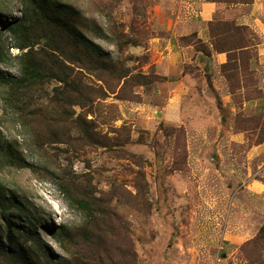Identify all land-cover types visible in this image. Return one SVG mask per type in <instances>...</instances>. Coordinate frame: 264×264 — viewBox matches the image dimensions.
I'll return each mask as SVG.
<instances>
[{
    "label": "rangeland",
    "instance_id": "1",
    "mask_svg": "<svg viewBox=\"0 0 264 264\" xmlns=\"http://www.w3.org/2000/svg\"><path fill=\"white\" fill-rule=\"evenodd\" d=\"M52 1L76 16L75 35L56 50L46 36L7 27L33 20L32 1L0 0V76L21 78L19 56L29 47L19 46L28 40L67 65L36 87L0 83V147L29 164L16 167L0 152V264H264V190L251 185L264 182V156L248 154L264 140V117L243 131L253 116L246 102L264 94L257 33L237 31L222 9L211 44L227 42L233 62L224 68L200 55L186 64L185 98L171 107L173 81L156 58L169 20L191 15L185 4ZM179 39L209 51L194 33ZM87 51L129 77L109 83L87 73L77 62ZM63 71L82 79L81 92L64 86ZM84 197L93 215L78 208ZM60 226L67 230L53 231Z\"/></svg>",
    "mask_w": 264,
    "mask_h": 264
},
{
    "label": "trees",
    "instance_id": "2",
    "mask_svg": "<svg viewBox=\"0 0 264 264\" xmlns=\"http://www.w3.org/2000/svg\"><path fill=\"white\" fill-rule=\"evenodd\" d=\"M32 1L33 5L38 7L37 11L38 14L32 16V21H29L26 19L27 16H24L22 20H20L18 23L15 24H9L7 27L15 34V35H28L33 39H40L43 37H47L50 39L52 44H50V48L53 50L61 49V47H66L67 43L69 44V40L73 38V30L71 32V29L76 26V16L72 14L66 7L60 6V3H56V1L52 0H28ZM30 3V2H29ZM66 12H65V11ZM213 23L210 22L209 27ZM237 24V23H236ZM237 28H235L237 31L242 32L244 29L249 30L248 26L245 25H236ZM76 29V27L74 28ZM52 31L54 35H50L49 31ZM96 31V33H101L99 30V25L96 23V28L93 29ZM211 30V27H210ZM213 30V29H212ZM46 32L43 35V32ZM212 34V33H211ZM195 37H197L196 34H194ZM214 35V34H213ZM215 36V35H214ZM110 41H113L111 38H108ZM198 39V37H197ZM245 36H243V40L245 41ZM56 41V45L54 46L53 41ZM200 43H204L201 39H198ZM34 43H36L35 40L32 42L28 40L27 42L23 43V46H19L21 48L29 47V51L24 52L22 55L19 56L21 59V78L19 79H11V78H5L3 76H0V83L2 84H17V88H28V87H36L38 85H43L48 81L50 77H55L58 72V68L62 67L64 69L67 68V65L64 64L60 59H54L52 55L48 51L45 50V53L36 52L34 49ZM79 48L81 46L86 45V43L82 42V40L79 42ZM77 43V46H78ZM129 43H132L129 42ZM63 44V45H62ZM227 42H223V40H217L216 39V50L221 52H228L231 49H226L225 45ZM54 46V47H53ZM56 48V49H55ZM197 48V47H196ZM240 48V47H239ZM201 53L204 55H210V50L208 52L198 49ZM79 51V50H78ZM39 54V56L35 55ZM82 52V51H79ZM83 53V52H82ZM86 54V61L85 62H79L87 73L94 72L98 73V76L102 78V80H108L109 83H111L112 80L116 78H125L129 77V71H123L118 72L116 67L117 65L113 63V61H106L103 59H98L93 55L92 52L85 53ZM51 57V58H49ZM231 58L227 63L223 65L224 68L228 67L231 62H233L232 55ZM53 58V59H52ZM2 53L0 52V61H2ZM81 61V60H80ZM230 67V66H229ZM228 67V68H229ZM64 77H59L60 81L64 83V86H68L70 89H75L78 92H81V89L85 87L84 82L81 78L78 79V81L75 83V80H72L71 74L69 72H62ZM58 77V76H57ZM147 76H142L141 78H146ZM263 118V117H262ZM84 129L86 134L89 133V128L87 129L86 125H84ZM246 131V123L244 125V130ZM264 140H260L257 144L263 143ZM0 152L3 153L6 157L10 156L11 160H13L12 164L16 167H28L29 164L24 160V158L20 155L18 150L14 149L13 147H0ZM78 208L85 213H88L90 215H93L95 210L94 206L91 204V202L88 201L87 197H84L83 199L78 200ZM66 231L67 229L63 228L62 226L54 228L53 231ZM262 237H264V227L262 228ZM62 235V234H61ZM67 235V233H66Z\"/></svg>",
    "mask_w": 264,
    "mask_h": 264
},
{
    "label": "crops",
    "instance_id": "3",
    "mask_svg": "<svg viewBox=\"0 0 264 264\" xmlns=\"http://www.w3.org/2000/svg\"><path fill=\"white\" fill-rule=\"evenodd\" d=\"M171 5L179 3L185 4L187 11L190 9V16H185L179 20L174 18V21L169 20L168 37L165 51H161L160 55L156 58L158 72L166 76L168 80L173 81V86L167 98V105L173 107L178 102H182L185 98L182 93L185 87L183 83L187 75L185 73L186 64L193 63L196 65V58L204 55L197 50L193 43H182L181 36L189 34H196L198 39H201L205 44L209 45L210 55L207 56L213 63L217 65L225 64L229 61L227 52L216 50V46L212 47L211 39L212 34L209 27L216 17L220 15L222 9L230 11V19L235 20L238 25H245L250 27L260 41L257 43L256 52V66L264 70V0H239L235 2H224L220 0H168ZM231 9V10H229ZM185 14V15H186ZM180 23V30H176L177 24ZM172 26V27H171ZM158 40V38H157ZM156 41V40H155ZM199 64V63H198ZM200 65V64H199ZM263 88H264V77ZM247 110H252L253 116H248L246 120V131H255L261 125L259 116L264 117V94L261 98L246 102ZM250 156L263 155L264 156V143L254 144L248 148ZM264 166V162H263ZM264 169V168H263ZM254 180V179H253ZM251 185L257 187L259 191L264 190V182L262 186L253 181Z\"/></svg>",
    "mask_w": 264,
    "mask_h": 264
}]
</instances>
